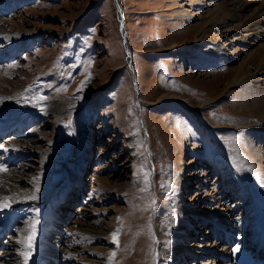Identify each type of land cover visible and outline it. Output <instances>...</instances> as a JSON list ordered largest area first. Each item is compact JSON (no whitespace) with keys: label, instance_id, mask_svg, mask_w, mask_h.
Segmentation results:
<instances>
[{"label":"rangeland","instance_id":"1","mask_svg":"<svg viewBox=\"0 0 264 264\" xmlns=\"http://www.w3.org/2000/svg\"><path fill=\"white\" fill-rule=\"evenodd\" d=\"M230 1L0 0V77L21 111L0 138L19 148L0 149L15 198L0 264H25L33 226L27 264L44 242L49 264H264V119L227 86L264 22L237 27L254 6L199 33Z\"/></svg>","mask_w":264,"mask_h":264},{"label":"bare ground","instance_id":"2","mask_svg":"<svg viewBox=\"0 0 264 264\" xmlns=\"http://www.w3.org/2000/svg\"><path fill=\"white\" fill-rule=\"evenodd\" d=\"M230 3L225 2L224 4L220 5V7H219L220 9H219V11H217L218 14H220V12H221V14L224 15V18L222 20H219L217 15L213 16V18H211L208 21L209 24H207L208 23L207 22V23L202 24L200 26L199 33L200 34L201 33H208L209 32L207 30L208 27L212 28V26L214 24H216V25L218 24V27L220 26L222 28L225 25H227L228 20L233 21V20L240 19L241 13H244V12L252 9L254 6H256V9H255L256 11H255L254 15L252 17H250L249 19H247V21H245L244 23L238 24L239 26H237V27L240 28V30L241 29L245 30L247 28L249 29L255 23L264 22V2H256V1H250V0H234V1H230ZM196 4H198L197 1H196ZM231 7H233V8L231 9ZM119 13L121 16L120 11H119ZM121 23L123 26L122 19H121ZM218 27H216V28H218ZM251 35L252 34H248L249 38L246 37L247 39L245 38L244 40H240L239 44H242L244 47L251 46L252 42H254V38H257V37L250 38ZM257 35H259V34H257ZM204 42H206V40L199 39L197 42L194 43L195 44L194 46L201 48L202 44ZM127 51L130 54L129 58H131L132 54L130 53L131 49H130V46L128 43H127ZM209 51H210L211 58H213V57L217 58L218 61L219 60L224 61L223 59L225 57H227L226 55H224L223 53H220L215 48L211 47V48H209ZM228 59L230 60V58H228ZM252 69H256V70H258V72H262L263 73L262 75H264V72H263L264 71V46L261 48H258L256 51L251 53L249 55V58H248L246 64L241 63L235 69V71H233L232 73H228L229 76H227V77H229L230 80L227 82V86L229 88L240 89L239 94L248 97L254 105L252 107L259 112V114L261 116L260 118L264 119V88L259 89V88H256L255 86L252 85L255 81H259V80H257V77L254 76ZM18 89H19L18 86L16 87L15 84H12V82H10L9 80H6V79L0 77V95L4 96L3 99L0 100V138H3V136H5V135H9L14 127L20 129V127H17V126H19V117L21 115V111L16 109L12 103L13 102L12 98L15 95H17L19 92ZM62 111H63V106H61L60 104H58L56 102H52V105L49 109V112L52 115L53 114L59 115V114H61ZM263 135H264V132H263ZM27 148H29V146ZM0 149H2V150L9 149V150L13 151V154H17L19 148L15 144H11L9 147L0 145ZM255 153H256L255 154L256 157H258V159H259V163L262 164V161L264 160V156L261 154V151L256 149ZM4 159H6V158H3L2 160H4ZM261 164H260V166H262ZM262 167L264 168V166H262ZM263 172H264V170H263ZM12 181H14L13 176H11L7 173L0 176V202H4L5 197L15 199L11 195L13 193V185L9 182H12ZM24 198H26V195H24ZM20 201H21V199H20ZM50 211L51 212L53 211V207L50 208ZM51 222L49 221V223L47 224V230L54 227ZM4 230L7 231L6 228ZM4 230L0 231V237L6 232ZM43 247H44V251H45L43 254L44 264H49L51 262H54L56 260L55 256L59 254V250H57V249L55 250V249L50 248V246L47 244V242H44ZM223 253L225 256H227L226 250H224ZM262 255L264 257V253H262Z\"/></svg>","mask_w":264,"mask_h":264},{"label":"snow or ice","instance_id":"3","mask_svg":"<svg viewBox=\"0 0 264 264\" xmlns=\"http://www.w3.org/2000/svg\"><path fill=\"white\" fill-rule=\"evenodd\" d=\"M7 169L3 166V165H0V171H6ZM5 201L9 200L10 198H7L5 197L4 198ZM32 199H36L35 196L32 197ZM10 207V204L8 203H0V209H3V208H8ZM35 239V228L33 226V233H32V236L29 238L28 240V243L26 244V247L29 249L28 252H22L21 255L24 256L25 258V264H27V259L28 257L31 255V249L33 248V240ZM239 249H237L238 251ZM113 255H115V253H113Z\"/></svg>","mask_w":264,"mask_h":264}]
</instances>
